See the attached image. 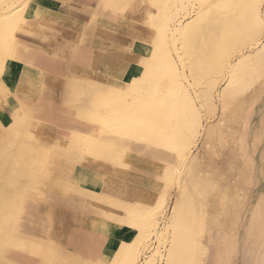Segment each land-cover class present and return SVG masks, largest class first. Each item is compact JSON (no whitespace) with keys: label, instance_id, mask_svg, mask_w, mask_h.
Instances as JSON below:
<instances>
[{"label":"crops","instance_id":"crops-1","mask_svg":"<svg viewBox=\"0 0 264 264\" xmlns=\"http://www.w3.org/2000/svg\"><path fill=\"white\" fill-rule=\"evenodd\" d=\"M112 1L29 0L14 30L12 57L4 61L0 74V88L11 91V112L0 105V154L14 129L47 148L52 157L83 156L74 166L75 177L67 178L64 194L47 189L24 198L15 229L21 237L51 243L61 254L82 259L74 264H99L107 255L109 259L111 248L135 232L115 211L90 198L154 204L164 194L168 167L178 161L176 150L149 138L107 133L88 112L92 101H64L67 81L93 88V97L106 99L141 78L153 61L155 52L151 61H142L140 76L137 69L118 62L127 53L131 23L115 15L122 8ZM254 101L251 108L261 124L264 114L259 115ZM17 249L6 247L3 252L17 264H63Z\"/></svg>","mask_w":264,"mask_h":264},{"label":"rangeland","instance_id":"rangeland-1","mask_svg":"<svg viewBox=\"0 0 264 264\" xmlns=\"http://www.w3.org/2000/svg\"><path fill=\"white\" fill-rule=\"evenodd\" d=\"M11 1L15 0H0V11L2 9L0 16L8 13L6 10L4 11V8H6L7 4ZM176 1L171 0V3H169L170 0H139L140 3L145 5V8L132 12L126 5L137 3L138 0H115V2L119 4L118 6L122 8L121 11L114 12L115 15L117 17H125L131 23V39L124 45V50L127 53L122 56V59H118V62H124L125 64H129L132 68L137 69L140 76L145 70L144 62L147 61L145 58L149 57L151 61L152 55L155 52L153 61L146 69L143 76L148 74L149 68H151L152 65L154 69L153 73L157 75L156 78L159 76V72L162 74H160L162 76V78L160 77V81L159 79L154 80L151 87L145 89L144 94L146 95L143 96L144 98L142 97L144 104L145 102H147V106L152 104L154 105L153 110L156 109L152 111L153 120L141 109V112L137 114L144 113L146 115L144 120L142 118L132 121L133 126L129 128L126 133H133V135L139 133V136L142 135L156 143L162 142L167 147L173 149L172 140L175 135L173 132H170L171 129H169V126L170 124L174 125L177 123L176 125L179 127L184 137L183 143L185 145L184 157L178 152L179 148L174 151L178 161L171 167L172 170L170 169L168 171V176H165V181H167L165 183L164 192L166 204L163 212L156 219L157 230H155L152 223L149 222L152 220L153 215H150V212L147 211L143 212V214L147 218L145 221L148 223L144 222L145 227L148 228L150 226V229L148 228V233L146 231L138 233L134 225H130L135 228V232L132 233L127 240H124V243L129 242L130 239L138 235L144 236L145 238L149 235V238L144 240L143 245L134 247V251L137 253L134 258H129V262L132 264H142L147 255L156 252L161 254V256H157L155 264H166V257L173 236L171 216H173L175 212L174 208L178 203L182 202L184 204L181 213L182 221L184 224H187L188 227L193 226L192 230L194 232V237H190L187 248L190 249L197 246L198 253L194 256L200 253L202 254L193 258L191 262L190 260H186L184 264H264V132L261 134L262 128L258 122V118L260 117L256 112H253L251 108L252 102L255 100L254 102L258 103L257 109L259 115L260 113L261 115L264 114V77H258V70L264 69V60L255 61L258 65L252 61L250 65L252 64L254 67L248 69V66H252H245L248 69L247 71L246 69L244 71L245 67L238 70L239 67H237L236 64L241 59H245L246 61L254 58L256 54L254 50H257L255 48L256 41L258 43V38L260 42L264 41V32L256 33V30L252 31L250 29L248 31L247 28H245L247 34L245 35L244 31L241 32L238 39L228 40L226 44L220 41L213 42L211 39L212 34L214 35L213 39H215L221 29L220 19L226 15H232L234 13L233 10L236 13L240 7L241 9H243V7H245V9L249 8V5L244 4L242 2L243 0H234V4L230 6L231 8L225 7L222 9V7L217 5L219 0H197L194 2V5L190 6L193 12L189 10L191 13L196 14L197 11L202 9L205 13L197 20L195 26L188 29L186 44L182 41V38L177 39L174 43L170 30H166L167 25L169 24V27L172 29L177 24L179 18L186 19V17H183L184 15L181 14V16L179 15L178 19H176L177 21H172L171 15L175 11V9L172 8L174 7L173 4H177ZM152 3L157 5L155 9L148 7ZM140 15H143V20L136 18ZM187 17L188 20H186V22L191 25V22L196 16L189 18L188 15ZM226 28L225 26V29ZM7 38L5 35H0V44H2L0 47V58L2 59V55H5L3 60L9 59L8 57L11 55V52L3 54ZM253 38L255 43L252 41ZM203 40H205V42ZM216 43L218 45H216ZM185 45L186 48L188 47L191 50L188 54L184 51L186 50L184 49ZM249 45L252 46L250 47ZM165 50L169 53V58L166 56L163 57V51ZM176 51H179L181 54L180 57L177 55ZM229 56H231L230 61L232 63L234 62V67H232L231 70L228 68L229 64L226 63ZM162 58L166 59L163 61ZM158 60H160L159 67L156 65ZM166 60H169V62H165ZM142 61L144 62L142 63ZM163 62L164 69H162L163 66H161ZM259 63L263 64L259 65ZM154 64L156 66H154ZM165 65L167 67H165ZM159 69H161V71ZM247 73H250V75ZM155 75H153L154 79ZM262 75L263 74H261V76ZM139 80L140 78L130 81L127 88L123 87L119 94L104 99L105 102L109 103L103 105V116L111 113L109 108L112 104L118 105L119 108L123 109L125 104H131L138 99L136 96L137 93L134 90V82ZM156 81L159 82L156 83ZM153 84H157L159 87L157 88V85L152 87ZM180 86L181 88H179ZM185 88L189 89L192 97L187 98L184 93ZM208 89L214 94L212 96L214 99L207 95ZM129 93L130 95H128ZM223 93L229 95L227 99L228 103L234 105L243 103L245 105V103L241 101L244 100L248 102V105H245L247 110L244 112L241 120L234 119L231 121H224L221 119V122H219V118L223 113V102H220L219 96ZM152 94H155V98L153 101H149L148 98ZM235 97H238V100L235 99ZM90 101H92L96 107H91L89 113H91V117L97 119V101L94 97L90 98ZM102 104L103 102H101L99 106ZM179 104L182 105V108H180ZM244 105H242V107H244ZM178 107L180 109H178ZM143 109L145 111L144 107ZM176 115L177 117H175ZM196 115L199 117L200 126L197 133L194 134L193 126L195 124ZM156 117L160 119L158 118V120H156ZM150 118L151 121L149 120ZM154 120H156L158 124L156 121L153 123L152 121ZM97 121H100L107 133H120L119 131H111L110 127L102 120ZM212 122H218V124H216L217 127L214 129V132L211 133L213 136H210V134L207 136L204 130L209 127L208 123L211 124ZM141 124H143V126ZM145 124H148V128L145 127ZM239 127L240 129L238 132ZM150 133L151 136L149 137L148 135H150ZM154 133L158 136L156 134L154 136ZM20 138L26 137L20 135ZM233 150V157L237 160L235 164L236 167H232L230 159ZM198 154L200 155L198 156ZM220 156L222 158H220ZM37 162L38 165L36 167L51 168L56 164L66 166L65 164L62 165L63 163H59L56 157L54 159L56 164L53 166L51 164H46L44 166L39 160ZM37 172L39 174L42 173L41 171ZM49 172L50 173L46 175L47 177L52 173L51 170ZM14 173L16 172H13V174ZM40 177L41 176H39L38 179L23 177L18 183H16L17 181L7 182L5 183L7 185L4 184L5 187H2L1 190L8 189L14 194V187L21 186L22 194L25 199L30 196L41 195L37 190H46L48 187L44 185ZM66 180L67 179H65V181ZM9 185L12 186L9 187ZM65 185L67 186V183ZM34 186L37 189H34ZM219 191L224 193L225 200L222 204L221 214L219 213L218 216L216 215V217H214L209 205L212 200H214L212 194H218ZM236 192L240 198L233 199ZM92 199L101 203L109 201L113 203L114 206L118 205L119 208L124 210L127 209L130 211L132 209L131 204L124 203L117 199L113 201L110 196L109 198L104 197L103 199H99L94 197ZM136 208L138 207L136 206L135 209ZM1 211L2 209L0 206V222L3 220ZM207 213L209 217L202 226H199L197 219L205 217ZM181 216L177 214L178 219H181ZM194 216H196V218ZM136 223L137 227H140L138 221H136ZM205 237L207 242L204 243ZM187 248L185 247V249ZM185 249L182 252H184ZM200 249L202 251H200ZM33 250L34 249H30L29 252L33 253ZM2 252L3 250L0 246V264L3 260ZM3 262L5 261L3 260Z\"/></svg>","mask_w":264,"mask_h":264},{"label":"bare ground","instance_id":"bare-ground-1","mask_svg":"<svg viewBox=\"0 0 264 264\" xmlns=\"http://www.w3.org/2000/svg\"><path fill=\"white\" fill-rule=\"evenodd\" d=\"M28 1L29 0H15V1H11L9 4H7V7L4 8V11L6 10V12H8V13L2 14L0 16V35H5L6 38L8 37L7 40H6V45H4L5 49H4V53L3 54H7V52L9 53L11 51L12 44L14 42L13 34H14L15 27L17 26L19 21H21V19H22V17H23L22 13L25 10V7H26ZM195 1H197V0H177L176 1L177 4H175V5L173 4V6H174L173 8H172V4H171V8L175 9V11L171 15L172 21H177L176 19H178L179 15L181 16V14L184 15L183 17H186V19L185 18L184 19L179 18L177 24L172 29L169 27V24L167 25L166 30H170L171 36H172V40H173L174 43L179 38H182V41L185 43L187 41V38H188V35H187L188 34V29H190L193 26H195L197 20L202 17L203 13H205V11L202 10V9L197 11L196 14L191 13V11L193 12V10L190 9V6L194 5ZM242 2L244 4H246V5H249V8L245 9V7H243V9H241V7L239 6L240 9L236 13L233 10L234 13L232 15H226V16L222 17L220 19L221 20V29H220L219 33L216 35L215 39H213L214 35L212 34L211 39L213 40V42H216V41L219 42L220 41V42H223L224 44H226L228 40L238 39L240 37L241 32H243V31L245 32V28H247L248 31L250 29L252 31L256 30V33L264 32V13H263L264 9H262L260 7L261 0H243ZM169 3H171V0H170ZM233 4H234V0H219L218 3H217V5L219 7H222V9H224L225 7H230ZM1 11H2V9H1ZM190 14H193V15H190ZM188 15H189V18L196 16L195 19L191 22V25L186 22V20H188V17H187ZM217 19H219V18H217ZM172 24H174V23H172ZM225 26L227 27L226 29H225ZM163 29H165V28H163ZM246 34H247V31L245 32V35ZM256 40H257V38H256ZM203 41L205 42V40H203ZM252 41H254V38L252 39ZM254 43H255V41H254ZM224 44H223V47H224ZM1 45L2 44H0V47H1ZM216 45H218V44L216 43ZM255 45H256L255 48L257 50H254V51H256V54H255L254 58H252L251 60L250 59L246 60V61H245V59L244 60L243 59L239 60L236 63L237 67H239L238 70H241L245 66L250 65V63L252 61H253V63L258 65V63H256L255 61L264 60V41L260 42L259 38H258V43L256 41ZM184 47H185L184 49H186V50H184V51H186V54L190 53L191 50L188 47L186 48V45ZM213 48H214V45H213ZM252 49H253V47H252ZM1 50H2V48H1ZM249 50H251V49H249ZM1 54H2V52H1ZM163 54H164L163 57L166 56L167 58H169V53L166 50L163 51ZM170 55H171V53H170ZM177 55L179 57L181 56L179 51L177 52ZM230 57L231 56L228 57L226 63L229 64L228 68L231 70V68L234 67V65H233L234 62L232 63L230 61ZM4 58H5V55L4 56L2 55V59L0 58V65L3 66V68H4V65H5L4 61L6 60V59L3 60ZM165 59L166 58H164V59L162 58L163 61ZM159 62H160V60H158V62L156 63L157 66L159 65ZM165 62L168 63L169 60H166ZM263 63H264V61H263ZM263 63H259V65H261ZM163 64H164V62L162 63L161 66H163ZM156 65L154 64V66H156ZM161 66H160V68H161ZM250 66H252V64ZM165 67H167V66L165 65ZM253 67L254 66H252V67L248 66V69L249 68H253ZM162 69H164V66H163ZM245 69H246V71L248 70L245 67L244 71H245ZM153 70L154 69H153V65H152V67L149 68V72H148V74L146 76H142L139 81L134 82L135 83L134 90L137 93L136 96H137L138 99H136L131 104H125L123 109L119 108L118 105L112 104L111 107L109 108V111L111 113H108L106 116H103V105L107 104L109 102H105L103 96H102V98H98L99 96L97 98L94 97L95 100L97 101V113H96L97 120H102L104 123H106L107 126L110 127L111 131H115V132L119 131L122 134L126 133V131L133 126V124H132L133 122L132 121H136V120L142 119V118L144 120V117L146 116L145 114H147L153 120L152 111L156 110V109L153 110V108H154L153 106L154 105L150 104L149 106H147L146 105L147 102H145V104H144L143 101H142V99L144 98L143 96L146 95V94H144L145 93V89H147V88L149 89V87H151V84L153 83L154 80L159 79V81H160V79L162 78V76H161L162 74L159 71H158L159 72V76L156 78L157 75H155L153 73L154 72ZM159 70L161 71V69H159ZM263 70H264L263 68L258 70V77L259 76L260 77H264V73H262V72H264ZM261 74H263V75L261 76ZM153 75H155V79H154ZM248 75H250V73ZM185 77L187 79L186 75H185ZM250 77H252V76H250ZM159 81H156V83L159 82ZM181 81H182V79H181ZM156 85L153 84L152 87L156 86ZM158 87H159V85H157V88ZM179 88H181V86ZM208 90L210 92L208 91L207 95H209V97L211 98L214 94H212V91L210 89H208ZM94 92H96V91L93 88H90V87H87V86H82V85L80 86L79 84H77V83H75L73 81H67L66 90H65V96H64L65 100L64 101L66 103L70 104V105H74V103L76 101L85 102L86 100H88L87 103L91 104V103H89V101H90V98L93 97L92 95H93ZM116 92H117V90H116ZM99 93L101 94V91H99ZM184 93L186 94L187 98L192 97L188 88L184 89ZM101 95H103V94H101ZM128 95H130V93ZM228 96L229 95L226 94V93H223L222 95L219 96V98L221 100L220 102L221 103L223 102V113H222L221 117L219 118V122H221V119H223L224 121H231V120H234V119L241 120L242 117H243L244 112L247 110V108H245V105L246 104L248 105V102H245L243 100L241 102H244L245 105L243 103H241L240 105H234V104H231V103L227 102V99L229 98ZM132 97H134V96H132ZM154 98H155V94H152L148 98V100L149 101H153ZM212 98L214 99V97H212ZM237 98L235 97V99H237ZM149 101H148V103H149ZM101 102H103V104L99 106V104ZM87 103L85 102L86 105H87ZM127 103H129V102H127ZM181 104H179L180 108H182ZM242 105H244V107H242ZM150 106H152V107H150ZM93 107H96V105L93 106ZM143 107L145 108V111H144ZM99 108H100V110H99ZM175 108H177V107H175ZM180 108L178 107V109H180ZM141 109L143 110V112H145V114L144 113L143 114L142 113L141 114H137V113L141 112ZM176 111H178V110H176ZM88 112H90V111H88ZM84 115H85V112H84ZM92 115H93V113H92ZM177 115H179V114H177ZM177 115L175 117H177ZM178 117H180V116H178ZM195 117H196L195 122H194L195 124L193 126V133L194 134L197 133V131L199 130V126H200V120H198L199 117L197 115ZM151 118L149 119L150 121H151ZM156 118L155 119L158 120L159 117H156ZM156 120H154L152 122L154 123ZM184 122H182V123H184ZM157 124H158V122H157ZM176 124H174V125L170 124V126H169V129L172 130V131L170 130V132L171 133L173 132L174 135H175L173 137V140H172V147H173L174 150H178V148H179L178 152L180 153V155L182 157H184V147H185V145L183 143L184 137L181 134L179 127ZM216 124H218V122L217 123L216 122L215 123L212 122L211 124L208 123L209 127H207L204 130V132L207 133V136L209 134H210V136L212 135L211 133H213L214 129L217 127ZM141 125L143 126V124H141ZM147 125L145 124V127H147ZM260 125H261V128H262V132H261V134H262L264 132V121H263V119L261 120V124ZM204 127H205V125H204ZM239 129H240V127L238 128V132H239ZM12 130H13L12 131L13 136H12V138L10 137L11 139H10L9 143L6 145V147L4 148L3 152L0 154V162H1L0 163V183L1 184L2 183L5 184L7 182H12V181H17L16 183H18L19 181H21V178H23V177H26V178H29V179L30 178L38 179V177L41 176L40 178H41V180H43L44 185H47L46 187H48L47 188L48 190L49 189H53V190L57 189V190H61L62 192H63V190H66L67 187H66L65 184L67 182L65 181V179H67L70 176H74L75 177L76 168H78V167H74V166L78 164L77 162L80 163L79 159H81L83 156H80L78 160H76V159L65 160V159L58 158L59 163H63L62 165H64V164L66 165V166H61L59 164H56L55 163L56 161L54 162L55 157H52L50 151L47 148H45L43 146H39L36 143H34L32 140H30V138H31L30 135H29L30 138H28V139L27 138H20V134L21 133H19L18 131L14 130V129H12ZM135 132H137V131H135ZM130 133H131V131H130ZM155 134L156 133H154V136H155ZM160 134H159V136H160ZM215 135H216V133H215ZM148 136L150 137L151 133ZM169 137H170V134H169ZM159 143H162V142H159ZM200 154H198V156ZM233 156H234V150L231 153L230 159H231L232 167H234V166L236 167L235 164H236L237 160H236V158L234 159ZM220 158H222V157L220 156ZM38 160L44 166L46 164H51L52 166L55 165V164L56 165L54 167H51V168H49V167H36L38 165V162H37ZM187 164H188V162H187ZM171 167L172 166L168 167L167 170L169 171L171 169ZM50 170H51L52 173L50 174L49 177H47L46 175L48 173H50L49 172ZM37 171H41L42 173L39 174ZM168 171H167V173H168ZM13 172H16V173L13 174ZM165 176H168V175L166 174ZM163 179H164V177H163ZM166 182L167 181H165V183ZM5 185H7V184H5ZM5 185L3 187H5ZM17 185H19V184H17ZM46 187H45V189H46ZM1 188H2V185L0 187V191H1L0 192V206H1V209H2L1 213L3 214L2 215L3 220H1V222H0V246H1L2 250H5L6 247H12V248L14 247L16 249L18 248L20 250H23L24 252L25 251L29 252L30 249H34L33 253L36 254V255H40L41 258L43 260H47V262H58V263H63V264L81 263L80 260H82V259H76V258L69 257V256L61 254L58 251V249L56 248V246H54L51 243L50 244L49 243H42V242H39V241H34V240H31V239H27V238L19 236L16 233L15 229H16V225L18 223V218H19L20 212L22 210L23 202H24V198H25V197H23L24 195L22 194L21 186H19V187L15 186L14 187V194H13V192H11L8 189H2L1 190ZM34 189H37V188L34 186ZM46 190H42V191L40 190L41 192L39 190H37V192L43 195L44 191H46ZM24 192H25V190H24ZM63 194H64V192H63ZM212 196L214 197L213 198L214 200H212L211 204L209 205V208H210L211 213L213 214V216L216 217V215L218 216V214L221 211L222 204H223V202L225 200V195H224V193L219 191L218 194L213 193ZM85 197L86 198H90V197H87V196H85ZM92 198H94V197H92ZM92 198H90V199L93 202H91V200H89L91 203H96V204H98V205H100L102 207H106V208L110 209L111 211L112 210L115 211L116 214H118L120 216V219L122 221H127L128 222V226H130L131 224H132V226L134 225V227L137 229L138 233L145 232V231L148 233V228L150 226L148 228L145 227L144 222H146L145 220L147 218L143 214V212H146V211L150 212V215H153L152 220H150L149 222L152 223L154 229L157 230L156 219L163 212V210L165 208V204H166L165 195L163 194L158 202H156L154 204H151V205L144 204L141 201H137L135 203H128L127 202L128 204L132 205L131 206L132 209L130 211H128L127 209L124 210L122 208H119L118 205L114 206V204L109 202V201L106 202V203H101V202H99V201H97L95 199H92ZM107 198H109V196ZM110 198H112L113 201L115 200L111 196H110ZM154 198H155V196H154ZM234 198L235 199L240 198L238 196L237 192H236V195H234L233 199ZM86 201H87V199H86ZM136 206L138 208L135 209ZM183 207H184V204L182 202L178 203V205L174 208L175 212H174L173 216H171V222H172V225H173V231H172L173 236H172V239H171L170 249H169V252H168L167 257H166V264H184L186 260H190V262H191V261H193V258H195L196 256L202 255L200 253V254L194 256L195 254L198 253V247L195 246V245H194L195 247H193V248H190V249L187 248L188 247L187 243L189 242L190 237H192V238L194 237V232L192 230L193 226L188 227L187 224H184L183 221H182L181 213H182ZM194 212H195V210H194ZM177 214H179L181 216V219L177 218ZM132 217H134V218H132ZM194 217L196 218V216H194ZM208 217H209L208 213H207V215L205 217H202V218L199 217L200 219H197L198 225L202 226V224L207 220ZM136 221H138V223L140 225V227L138 226L139 229L137 227ZM145 228H146V230H145ZM147 238H149V235H147ZM147 238H145L144 236L138 235V236L133 237L132 239H130V241L127 242V243H121V242L120 243H116L115 246H113V248H111L110 253H108V254H110L109 259H106V257L108 256L107 255L105 257V259L99 264H132L131 262H129V258H132V257L134 258L136 256L137 252L134 251V247L138 246V245H143L144 240H147ZM203 242L204 243L207 242L206 241V237H205V240ZM185 247L188 250L185 249ZM184 249H185V251L182 252ZM200 251H202V250L200 249ZM5 254L6 253L2 252L3 260L5 262H3V260H2L1 264L2 263L3 264H17L12 259H9ZM159 255L161 256V254H158L156 252L147 255L145 257V260H144V262L142 264H155V260L157 259V256H159ZM120 261H122V262H120Z\"/></svg>","mask_w":264,"mask_h":264},{"label":"snow or ice","instance_id":"snow-or-ice-1","mask_svg":"<svg viewBox=\"0 0 264 264\" xmlns=\"http://www.w3.org/2000/svg\"><path fill=\"white\" fill-rule=\"evenodd\" d=\"M106 7H112L113 5H105ZM132 12H136L137 10H142L145 8V5L140 3L139 0L137 3H132L129 5H126ZM151 9H155L157 5L155 3H152L150 6ZM260 7L264 9V0H261ZM137 19L143 20V15H140L136 17ZM4 71L3 66H0V74H2ZM11 96V91L7 86H4L3 88H0V105L7 108L9 112H11V108L8 107V98Z\"/></svg>","mask_w":264,"mask_h":264}]
</instances>
